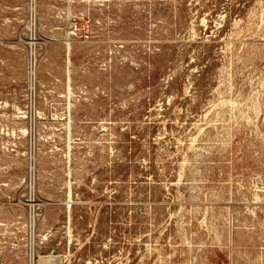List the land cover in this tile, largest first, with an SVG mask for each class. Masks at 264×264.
Returning a JSON list of instances; mask_svg holds the SVG:
<instances>
[{
  "label": "rangeland",
  "instance_id": "1",
  "mask_svg": "<svg viewBox=\"0 0 264 264\" xmlns=\"http://www.w3.org/2000/svg\"><path fill=\"white\" fill-rule=\"evenodd\" d=\"M263 17L0 0V264L30 216L62 264H264Z\"/></svg>",
  "mask_w": 264,
  "mask_h": 264
},
{
  "label": "built area",
  "instance_id": "2",
  "mask_svg": "<svg viewBox=\"0 0 264 264\" xmlns=\"http://www.w3.org/2000/svg\"><path fill=\"white\" fill-rule=\"evenodd\" d=\"M31 75L33 77L34 63L30 60ZM38 202L35 197L30 198V207L35 211ZM38 218L30 216L28 220L25 221V226L22 230L17 228L13 231L11 240L7 245V248L14 253L22 255L25 259V264H36L38 256V244H39V234H38ZM6 247V246H5ZM4 249L1 246L0 250Z\"/></svg>",
  "mask_w": 264,
  "mask_h": 264
},
{
  "label": "bare ground",
  "instance_id": "3",
  "mask_svg": "<svg viewBox=\"0 0 264 264\" xmlns=\"http://www.w3.org/2000/svg\"><path fill=\"white\" fill-rule=\"evenodd\" d=\"M254 9V8H253ZM261 13H263V12H261ZM252 14V13H251ZM260 15V14H259ZM263 15V14H262ZM253 17V16H252ZM255 17V16H254ZM205 18V17H204ZM203 18V19H204ZM251 18V17H250ZM264 18V17H263ZM255 19V18H254ZM254 19H252L253 20V23H254ZM261 19V18H260ZM251 20V19H250ZM259 20V19H258ZM262 21V20H261ZM204 23V22H203ZM259 24V23H258ZM257 25V24H256ZM254 26V25H253ZM258 28V27H257ZM32 62H33V59H32ZM70 77V76H69ZM69 80H70V78H69ZM71 92V91H70ZM72 93V92H71ZM18 107V106H17ZM16 107V108H17ZM18 109L20 110V108L18 107ZM24 113V112H23ZM24 117H25V115H24ZM22 131H23V133L24 132H26V128H23L22 129ZM71 146V144H69V147ZM70 185H71V182L69 181V187H70ZM71 188V187H70ZM256 195H258V194H256ZM261 196V195H260ZM260 196H259V198H260ZM68 197L69 198H71L72 196H71V191L69 190V194H68ZM262 197V196H261ZM254 199H258V197L257 198H254ZM263 200V199H262ZM72 201V199H69L67 202H68V210H69V212H71V204H69L70 202ZM257 201H259V200H257ZM71 230V229H70ZM45 239H47V235L45 234V237H44ZM70 239H71V232H70V236H69V244L71 243L70 242ZM0 248H1V246H0ZM2 252V251H1ZM58 255H56V256H54V255H50V257L49 258H46V257H44V256H40V259H39V264H60V259L57 257Z\"/></svg>",
  "mask_w": 264,
  "mask_h": 264
},
{
  "label": "water",
  "instance_id": "4",
  "mask_svg": "<svg viewBox=\"0 0 264 264\" xmlns=\"http://www.w3.org/2000/svg\"><path fill=\"white\" fill-rule=\"evenodd\" d=\"M50 255V254H49ZM49 255H46V256H44V255H38L37 256V262H36V264H39V259H40V256H44V257H47V256H49ZM59 259H60V264H62V259H61V257L59 256Z\"/></svg>",
  "mask_w": 264,
  "mask_h": 264
}]
</instances>
